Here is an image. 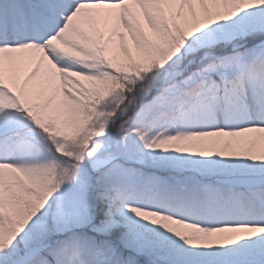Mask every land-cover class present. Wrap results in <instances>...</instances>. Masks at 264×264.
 I'll return each instance as SVG.
<instances>
[{"label": "snow or ice", "instance_id": "snow-or-ice-1", "mask_svg": "<svg viewBox=\"0 0 264 264\" xmlns=\"http://www.w3.org/2000/svg\"><path fill=\"white\" fill-rule=\"evenodd\" d=\"M0 264H264V0H0Z\"/></svg>", "mask_w": 264, "mask_h": 264}]
</instances>
